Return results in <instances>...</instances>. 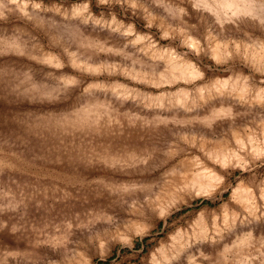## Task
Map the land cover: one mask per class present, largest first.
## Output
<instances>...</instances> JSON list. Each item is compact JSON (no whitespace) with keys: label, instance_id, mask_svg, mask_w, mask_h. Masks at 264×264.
Returning a JSON list of instances; mask_svg holds the SVG:
<instances>
[{"label":"clouds","instance_id":"clouds-1","mask_svg":"<svg viewBox=\"0 0 264 264\" xmlns=\"http://www.w3.org/2000/svg\"><path fill=\"white\" fill-rule=\"evenodd\" d=\"M0 264H264V0H0Z\"/></svg>","mask_w":264,"mask_h":264}]
</instances>
